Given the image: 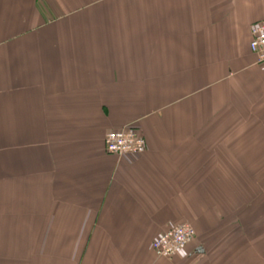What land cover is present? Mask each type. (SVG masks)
<instances>
[{
    "label": "crops",
    "instance_id": "crops-1",
    "mask_svg": "<svg viewBox=\"0 0 264 264\" xmlns=\"http://www.w3.org/2000/svg\"><path fill=\"white\" fill-rule=\"evenodd\" d=\"M261 21L264 0H0V264H264ZM126 128L142 155L106 151Z\"/></svg>",
    "mask_w": 264,
    "mask_h": 264
},
{
    "label": "built area",
    "instance_id": "built-area-1",
    "mask_svg": "<svg viewBox=\"0 0 264 264\" xmlns=\"http://www.w3.org/2000/svg\"><path fill=\"white\" fill-rule=\"evenodd\" d=\"M250 49L256 55L258 63L264 66V21L252 26ZM105 149L118 157H137L146 150L145 139L131 128L107 133ZM195 238V230L188 223L173 226L162 233L152 243L154 253L159 258H173L188 246Z\"/></svg>",
    "mask_w": 264,
    "mask_h": 264
},
{
    "label": "rangeland",
    "instance_id": "rangeland-1",
    "mask_svg": "<svg viewBox=\"0 0 264 264\" xmlns=\"http://www.w3.org/2000/svg\"><path fill=\"white\" fill-rule=\"evenodd\" d=\"M247 126H248V128H250V124H247ZM246 158V157H245ZM247 158H250V156L249 157H247ZM263 163H264V161H263ZM250 174V173H249ZM260 174V189H259V194H260V196H259V199H258V203H257V201L255 202V204H254V209H255V206H257L256 204H258L259 205V211H260V213H261V216L262 215H264V171L262 172H260L259 173ZM250 177V176H249ZM253 179H255V173H254V178ZM245 185H246V183H245ZM251 188H246L245 187V195L247 196H251ZM254 191L256 190V188H254L253 189ZM256 192V191H255ZM254 192V193H255ZM245 196V197H246Z\"/></svg>",
    "mask_w": 264,
    "mask_h": 264
}]
</instances>
